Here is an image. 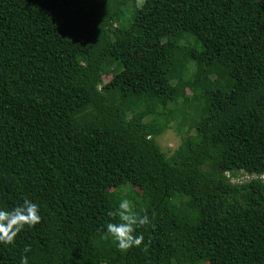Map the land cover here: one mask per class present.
<instances>
[{"label": "trees", "instance_id": "trees-1", "mask_svg": "<svg viewBox=\"0 0 264 264\" xmlns=\"http://www.w3.org/2000/svg\"><path fill=\"white\" fill-rule=\"evenodd\" d=\"M262 174L264 0H0V264H264Z\"/></svg>", "mask_w": 264, "mask_h": 264}, {"label": "clouds", "instance_id": "clouds-1", "mask_svg": "<svg viewBox=\"0 0 264 264\" xmlns=\"http://www.w3.org/2000/svg\"><path fill=\"white\" fill-rule=\"evenodd\" d=\"M109 215H115L119 220L117 223L108 222L105 225L107 234L112 236L119 250L125 251L141 244L143 235H136L134 232L136 228L150 223L147 215L141 216L135 212L127 199H122L116 210ZM40 219L39 206L28 199L10 211L0 209V243H12L13 238L25 225L31 227ZM28 250V247H25L24 251ZM22 260L23 264H27V257Z\"/></svg>", "mask_w": 264, "mask_h": 264}, {"label": "rangeland", "instance_id": "rangeland-1", "mask_svg": "<svg viewBox=\"0 0 264 264\" xmlns=\"http://www.w3.org/2000/svg\"><path fill=\"white\" fill-rule=\"evenodd\" d=\"M157 140L161 148L169 154L180 141L178 133L174 128H166L165 131L158 136ZM261 178L264 181V174L261 175Z\"/></svg>", "mask_w": 264, "mask_h": 264}]
</instances>
